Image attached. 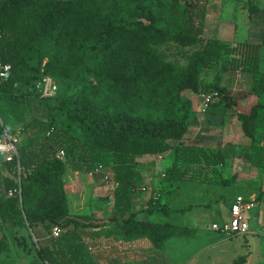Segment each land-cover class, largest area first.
Wrapping results in <instances>:
<instances>
[{"label":"trees","instance_id":"obj_1","mask_svg":"<svg viewBox=\"0 0 264 264\" xmlns=\"http://www.w3.org/2000/svg\"><path fill=\"white\" fill-rule=\"evenodd\" d=\"M208 2L0 0V62L11 66L10 77L0 80V103L5 111L37 101L45 113L22 122L26 142L18 144L17 157L5 161L0 155V264L18 259L15 245L27 250L22 230L30 231L35 259L44 264H96L84 238L102 236L145 238L163 251L172 238L196 235L195 228L154 220L196 207L168 205L180 183L232 186L236 176L226 178L225 171L235 158L264 169V18L259 44L204 37ZM245 8L250 21L264 13L252 0ZM216 70L240 74L251 89L233 94L220 78L208 81ZM44 77L57 85L51 98L36 91ZM185 93L213 94L208 114L219 106L227 114L256 96L247 112L235 113L249 144L185 143L193 116ZM5 130L14 131L0 125V136ZM170 151L171 165L146 207L135 211L136 158ZM67 169L109 175L115 215L72 214L64 189ZM55 227L58 237L51 235Z\"/></svg>","mask_w":264,"mask_h":264},{"label":"rangeland","instance_id":"obj_2","mask_svg":"<svg viewBox=\"0 0 264 264\" xmlns=\"http://www.w3.org/2000/svg\"><path fill=\"white\" fill-rule=\"evenodd\" d=\"M208 1L209 4L207 8L204 37H217L220 40L228 41L230 43H242L244 41H254L259 35H261L260 24L262 16H255V19L252 21L248 19V13L245 8L248 0ZM260 6L264 7V0L260 1ZM261 57L260 72H264V47L261 49ZM214 76L220 78L221 85L227 87L230 90V93L235 94L251 89L252 83L245 80V78L238 73H223L221 70H216L212 76L207 78L208 81H212ZM185 95L191 100L193 111L188 131L183 138L185 143L195 144L205 148H216L228 143L239 144L242 147L249 144V140L243 138L241 134L239 122L236 119L235 113L247 112L249 107L257 101L256 96L253 95L247 101L240 102L227 114H222L220 112V106L216 109V112L208 114L206 111L201 112L203 101L200 95L192 93H185ZM2 105L3 104L0 103V125L4 124L6 128L13 129V135L17 136L19 144L26 142V135L21 134L22 122L25 123L31 121L33 118L45 117V113L41 110V106L37 101H31L30 106H24L18 109L8 108L5 111L3 110L5 108ZM19 125H21L20 128L16 129ZM143 156H147L149 159L139 163V172L141 174L142 182L140 183V186H138V192L142 195L145 193L150 194L152 190L157 189L162 174L165 173L166 169L173 161V154L171 151L157 156L142 155L138 157L142 158ZM249 165L250 164L247 161L239 158L230 159L228 161L226 167L228 175H225V177L229 178L234 174L238 175L239 173H244V175L253 176V178L245 179V183H234V185L224 188L225 200L223 202H212L209 206L198 207L192 213H186L184 216H170L165 218L162 215H157L154 220L160 222L169 221L177 224L182 223L183 225L194 224L197 227V235L195 239L180 238L174 239V242H180L181 244L182 242H187V246H182L183 249L186 247H197V245L201 244L206 245L207 243L209 249L206 252V258H204V262H206L205 264H228L233 261V259H235L234 261H237L241 256L246 255L244 236L225 238L218 231H214L211 228V225L213 222H221L225 218L227 209L233 203L235 198L233 196L236 194H244V196H246L248 195L246 192L247 190H256L261 194L260 196L258 194L259 199H264V170L252 169ZM258 174H260L259 177L257 176ZM90 178H93V183H99L100 185L108 187L112 192V186L110 185L111 181H105L99 176L96 178L92 176ZM202 186L209 187L200 183H180L178 192L170 199L168 205L171 208H183L194 200H196V202H201L206 199H211L212 201L213 198L206 197L205 193H197L196 195L192 194L191 189L198 192L200 190L199 188H202ZM88 194H90V192H88ZM69 195L70 199L74 196L71 189ZM110 195L112 194L110 193L109 196ZM105 196L100 195L96 197L94 195L93 199L88 201L89 207L100 209L102 214L106 216H114V207L108 202V197L106 198ZM253 203V207L245 211V216L248 221L256 211L257 203ZM252 224V228H256L254 220H251V225ZM261 231L262 228H258L256 235H249V250L253 254H251V259L247 264H257L258 258L264 262V258H262L264 255V237L260 235ZM19 234L24 237L27 244V250H24L26 248L19 245L14 246L16 253L19 255L18 259L14 261V264H17L16 262H23L22 264H44L39 259H35L36 252L35 245L33 244L35 243V240L28 237L30 231L22 230ZM214 241H219L220 243L216 242L217 244H214ZM165 252L170 255L178 253L173 250L171 244L166 246Z\"/></svg>","mask_w":264,"mask_h":264},{"label":"crops","instance_id":"obj_3","mask_svg":"<svg viewBox=\"0 0 264 264\" xmlns=\"http://www.w3.org/2000/svg\"><path fill=\"white\" fill-rule=\"evenodd\" d=\"M252 1L257 3L261 9L264 8L260 6V1L262 0H252ZM259 15L262 16L261 24H260L261 25V29H260L261 35H259L254 41H249V42L244 41V42L251 43V44H259L261 42L262 34H263L262 20L264 18V13L259 12L255 16H259ZM255 16H254V19H255ZM261 49H260V56H261ZM20 126L21 125H19L16 129L20 128ZM146 159H149V158H147V156H143L142 158H139V157L136 158V161L138 162L135 168L137 186H140V183L142 182L141 174L139 172V166H140L139 163L141 161H145ZM249 167L252 169H257L250 165ZM225 175H228L226 171H225ZM234 175L236 176L235 184L245 183L244 182L245 179L253 178V176L252 177L246 176L244 175V173H241V174L239 173L238 175L236 174ZM259 175L260 174H258L257 176L259 177ZM90 177L92 176H90L89 173L86 174V173L74 172L68 169L66 170L65 175H64V189L67 195L70 212L75 215L93 216L98 219H106L108 217H112V216H106L102 214V211L96 207L95 208L89 207L88 201H90V199H93L94 195L96 197L100 195H103V196L106 195L105 197L106 198L108 197V202H110L113 205V199H112V195L114 191L113 184L110 183V185L112 186L111 187L112 192H111V190H109L108 187L100 185L99 183H93L94 180L93 178H90ZM93 177L96 178V176H93ZM207 186H209L210 188L202 186V188H199L200 190L198 192L194 189H191V191H192V194L194 195H196L197 193L198 194L205 193L206 197L213 198L212 201L211 199H206L205 201H201V202H196V200H194L193 202H190L188 205H186V207L189 205H195L196 207H194L192 210L186 213H190V212L192 213L198 207L209 206L212 202H219V201L223 202L225 200V189L224 188H221L220 186H215V185H207ZM70 189L72 190V193L74 195L72 199H70V195H69ZM88 192H90V194H88ZM246 192L248 194L246 195L247 197L244 196V194H236L235 196H233L235 197L234 201L237 197H243L244 199L257 203L255 213L252 214V216L249 218V234L247 236H244V239H245L244 246L246 248V253H245L246 255H244L245 259L242 264H247L251 259V254H253L249 250V246H250L249 245L250 244L249 235H256V233L258 232V228H262L264 226V205H263L264 199L262 198L258 199V194L260 192L258 193L256 190H247ZM110 193L112 195L109 196ZM149 195L150 194L148 193H145L142 195V194H139V192L135 194L134 196L135 211H139L143 209L144 207H146V202L149 198ZM97 200L100 201L99 199ZM186 207H183V208H186ZM177 209H182V208H172V210H177ZM184 215L173 213L170 216L175 217V216H184ZM143 216L144 214L140 215V217H143ZM228 218H229V207L227 209L225 218L221 222H213L212 224L214 223L222 224ZM251 220L255 221L254 225H256V228H252L253 224L251 225ZM162 222H165V221H162ZM173 224L178 225V226H187V227L195 228L196 235H197V227L194 224L192 225H183L182 223L181 224L173 223ZM196 235L194 238H191V239H195ZM84 239L86 242L85 244H87L88 253L96 264H205L206 262H204V258H206L207 256L206 252L209 249V245L207 243L206 245L201 244V245H197V247H190V248L186 247L183 249L182 246L184 247L187 246L186 244L187 242H182L181 244L180 242H174V239H180V238H172L166 242L165 248L168 244H171L173 246V250L178 253H176L175 255H172V254L170 255L165 252V248L163 251L154 250L151 247L148 240L145 238H140V239H137L131 242H124L123 240L118 239L115 236H110V237L102 236V237H95L94 239H86V238ZM216 242L220 243L219 241H214V244H217ZM262 258H264V255L262 256ZM234 260L235 259H233V261H231L228 264H232ZM257 262H258L257 264L264 263L261 261L260 258H258ZM8 263H11V262H8ZM12 263L14 264V262ZM16 263L22 264L23 262H16Z\"/></svg>","mask_w":264,"mask_h":264},{"label":"built area","instance_id":"obj_4","mask_svg":"<svg viewBox=\"0 0 264 264\" xmlns=\"http://www.w3.org/2000/svg\"><path fill=\"white\" fill-rule=\"evenodd\" d=\"M11 66L0 62V80H7L10 77ZM36 91L42 98H51L55 96L57 92L56 83L49 77H44L36 85ZM202 107L201 112H205L207 107L213 102V94L201 95ZM19 140L16 135L10 134L6 130L0 136V155L5 161H12L17 157V147ZM58 158L64 157V152L59 151ZM90 176H100L105 181H110V176L103 174L101 169L92 171ZM164 175L162 174V177ZM114 186V185H113ZM254 203L250 200H245L243 197H237L235 201L230 205L229 218L222 224H212L211 228L214 231H218L225 238H233L240 236H247L249 234V221L245 216V211L252 208ZM60 230L55 227L52 229L51 235L58 237ZM264 237V226L260 234Z\"/></svg>","mask_w":264,"mask_h":264}]
</instances>
